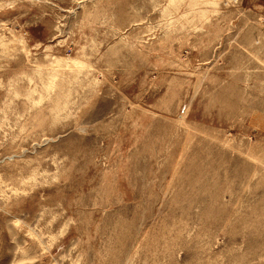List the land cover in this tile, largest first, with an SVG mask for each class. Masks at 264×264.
<instances>
[{
	"label": "rangeland",
	"instance_id": "obj_1",
	"mask_svg": "<svg viewBox=\"0 0 264 264\" xmlns=\"http://www.w3.org/2000/svg\"><path fill=\"white\" fill-rule=\"evenodd\" d=\"M0 264H264V0H0Z\"/></svg>",
	"mask_w": 264,
	"mask_h": 264
}]
</instances>
